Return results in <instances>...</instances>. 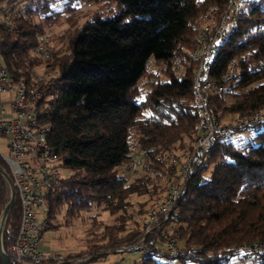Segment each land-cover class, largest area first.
Listing matches in <instances>:
<instances>
[{
  "label": "trees",
  "instance_id": "1",
  "mask_svg": "<svg viewBox=\"0 0 264 264\" xmlns=\"http://www.w3.org/2000/svg\"><path fill=\"white\" fill-rule=\"evenodd\" d=\"M230 1L0 0V62L15 82L44 69L41 96L54 97L47 141L71 171L46 194L47 227L83 213L88 222L83 241L91 257L68 255L60 264H229L233 256L239 264H252L241 261L248 256L264 264V120L247 136L215 139L193 156L173 207L144 237V254L134 262L106 259L130 251L119 247L143 233V214L175 174L169 157L193 150L201 129L193 101L195 37L219 23ZM5 14L15 35L6 31ZM40 35L51 43L50 59L32 52ZM202 76L224 90L205 93L214 120L264 111V0H240ZM136 159L143 176H126ZM11 186L0 156L1 214ZM10 200L0 264H15V190ZM100 210L113 221L99 218Z\"/></svg>",
  "mask_w": 264,
  "mask_h": 264
},
{
  "label": "built area",
  "instance_id": "2",
  "mask_svg": "<svg viewBox=\"0 0 264 264\" xmlns=\"http://www.w3.org/2000/svg\"><path fill=\"white\" fill-rule=\"evenodd\" d=\"M239 2L240 0H231L215 27L204 26L196 34L197 42L193 57L199 62V67L193 75V101L201 120L200 133L194 140L192 152L181 153L169 159L175 174L161 200L145 213L144 231L139 236L138 243L131 246L138 253H145V246L141 244L145 235L150 233L160 217L173 207L183 180L191 169L193 156L211 147L213 140L232 139L264 120V112L256 110L249 114L234 116L225 123L216 121L206 103L207 91H224L222 85L204 78L202 73L209 69L214 50L226 36L228 24L236 15ZM87 6L90 4L88 3ZM105 12L109 13V8H106ZM3 24L10 35L16 34V24L6 14L3 16ZM32 52L43 59L51 58V45L46 35L38 37ZM45 79L44 69L41 71L33 69L29 72L28 80L15 82L0 62V137L6 140L7 146V154L0 153V156L8 165L12 176L9 202L11 203L10 199L15 190L19 204L18 230L10 247L15 264H60L66 259L60 253L51 252L43 245L42 240V234L47 227L46 194L55 181L71 174L69 169L61 166L58 153L47 141L50 132L47 121L50 106L48 102L53 101L54 97L53 94H48L42 98L40 84L45 82ZM137 164L136 159L126 166V176L132 177L138 172L143 173ZM5 219L0 222V254L4 253L1 236ZM162 243L170 254L174 253L175 245L171 239H166ZM245 260L253 264L256 262L252 256H248L243 261Z\"/></svg>",
  "mask_w": 264,
  "mask_h": 264
},
{
  "label": "rangeland",
  "instance_id": "3",
  "mask_svg": "<svg viewBox=\"0 0 264 264\" xmlns=\"http://www.w3.org/2000/svg\"><path fill=\"white\" fill-rule=\"evenodd\" d=\"M97 7L98 6L96 4H92L90 9L93 10ZM57 29H59V27ZM37 70L41 71V69H37ZM3 97H4V95H3ZM234 116H237V115H234ZM234 116H230V117L226 118L225 120H222L223 123H225V121H228L230 118H232ZM247 135H248V133L244 134V136H247ZM236 138L237 137H235L234 139H236ZM193 148H194V142H193ZM0 153L3 155L7 154L6 140L2 137H0ZM171 157H175V156H170L169 159ZM143 174H144V172L143 173L138 172L135 176L141 177V176H143ZM137 199L139 201L145 200V196L137 197ZM149 208L150 207H148L147 210ZM133 210H134V208H133ZM146 211H145V213H146ZM145 213L143 214L144 216H145ZM63 214H64V211L62 210L61 215H63ZM0 216H1V213H0ZM144 216H142V217L144 218ZM43 217H45L44 214H43ZM84 218H86L85 213H83V216H80L76 219H73L70 224H67V225L61 224L55 228L46 227V230L42 234L43 245L45 247H47L51 252L60 253V254L64 255L65 257L68 255L79 254V257L77 258V260H84V259L90 258L91 254H89V253L87 254L84 251L85 247H84V241L83 240L85 238V230H86V227L88 225V222L83 220ZM99 218H101L102 220H104L107 223H111L113 221V217L110 216L109 213L107 211H104V210H100ZM5 221H6V219H5ZM138 239H139V237H138ZM138 239H137V241H134L133 243H131L130 246L128 245L125 247H123V246L119 247L120 250L122 248H130L131 250H134L133 252L130 250V251H121V252L110 253L107 255V258H106L107 261H118L121 258L123 259V261H127V262L136 261L139 258L138 251L131 248V246H132V244L136 245L138 243ZM138 246H139V244H138ZM1 247L3 249L2 236H1ZM238 258H239V256L231 257L229 260V264H239ZM241 261L243 262L242 259H241ZM173 264H176V262H173Z\"/></svg>",
  "mask_w": 264,
  "mask_h": 264
},
{
  "label": "water",
  "instance_id": "4",
  "mask_svg": "<svg viewBox=\"0 0 264 264\" xmlns=\"http://www.w3.org/2000/svg\"><path fill=\"white\" fill-rule=\"evenodd\" d=\"M9 204H10V202L4 208V210H3L2 214H1L0 222H3L5 217L7 216V211H8V208H9Z\"/></svg>",
  "mask_w": 264,
  "mask_h": 264
},
{
  "label": "bare ground",
  "instance_id": "5",
  "mask_svg": "<svg viewBox=\"0 0 264 264\" xmlns=\"http://www.w3.org/2000/svg\"><path fill=\"white\" fill-rule=\"evenodd\" d=\"M7 218V217H6Z\"/></svg>",
  "mask_w": 264,
  "mask_h": 264
}]
</instances>
